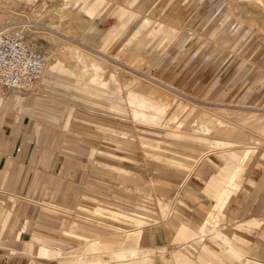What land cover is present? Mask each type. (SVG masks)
Instances as JSON below:
<instances>
[{
	"label": "crops",
	"instance_id": "obj_1",
	"mask_svg": "<svg viewBox=\"0 0 264 264\" xmlns=\"http://www.w3.org/2000/svg\"><path fill=\"white\" fill-rule=\"evenodd\" d=\"M133 1L139 7L143 0ZM176 1L172 0L165 11ZM148 2L145 0L140 8L142 12ZM227 89L231 91L230 87ZM21 95L9 94L0 102V264H59L51 256L55 250L76 249L81 238L91 239L92 233H96L88 210L128 218L136 213L153 215L154 220L142 227L138 246L150 251L153 259H164L168 264H264V182H261L264 170L257 166L264 165V150L240 173L237 190L226 197L218 212L215 209L219 199L240 164L237 157L213 153L201 159L190 172L158 161L165 170L121 160L130 157L106 149L100 152L101 144L93 137L103 139L114 151L132 153L134 139L125 130L98 121L95 130L84 131L87 135L75 128L71 131L74 136L67 138L64 130L70 131L68 122L61 128L57 125L58 114L48 112L51 113L48 115L43 110L47 104L44 96ZM223 96L220 92L215 97ZM26 107L27 112L22 114ZM114 163H120L113 169L126 181L119 182L117 174L108 168ZM170 168L188 173L187 180ZM159 177L179 183L181 194L166 197L172 185L155 179L151 187L160 197L156 199L159 212H154L148 205L153 200L151 196L136 202L134 183H144L140 178L151 183ZM253 180L259 184L255 186L259 188L256 192ZM85 200L108 204L87 205ZM116 200L127 211L113 207ZM213 213H216L215 226L207 224ZM221 218H226V227L231 232L220 223Z\"/></svg>",
	"mask_w": 264,
	"mask_h": 264
},
{
	"label": "bare ground",
	"instance_id": "obj_2",
	"mask_svg": "<svg viewBox=\"0 0 264 264\" xmlns=\"http://www.w3.org/2000/svg\"><path fill=\"white\" fill-rule=\"evenodd\" d=\"M9 1L8 3L0 2V31L24 26V28L26 27L28 29L27 36L33 46L39 52L43 50L46 53V56L44 57L45 63L43 75L35 85L39 84V86H48V79L55 78L54 74H56V76L69 79V83L83 87L89 92L90 94L86 95L74 92L73 97L78 99L84 107H87V109L89 108V110L97 115L105 117H122L125 121V117L130 110L131 114L129 115H131V120L134 123L145 127L143 132H147L148 136L161 138L159 137V134H163V140H159L161 143L160 146H152L146 141L144 145L147 149V156L170 167L190 172L201 159L210 154L219 152L231 154L240 160L233 181L224 192L221 199H219L218 206L215 209L219 212L226 197L237 190L238 183L236 182V179L257 154L259 148H256L255 145L262 147V145L260 146V144H262L261 140L244 135L237 128L231 127L222 122L214 114H207L206 111L202 109L198 110L191 105V107L183 105L184 102H179L177 100L179 99V96L175 93L172 94L169 91L162 90L159 86L151 84V82H149L150 84L148 83V85H143L133 76L122 78L117 77V72L115 73V71L110 69L112 65L110 66L109 64L108 66V59L105 58H108V56L105 55V51H110L108 49L109 45H112V43L116 41L113 46L110 45L109 47L110 49H113L111 50V54L115 58L121 59L122 61H120L122 63L124 61V64L126 63L129 67H137L138 65H141V63L146 62L147 57H145L144 54H148L149 56V52L155 51L156 53V51H159L155 49L158 45L161 44V46H158L157 48L162 47L161 49H164L170 43L173 44L172 41L179 36V31L173 26L159 21L160 15L165 12L167 6L172 0H160L146 15L132 10L130 7L131 4L125 6L119 4L120 2L116 3L106 17H114L117 20V25H115L110 31L101 34L98 33L101 31H98L97 26L99 22L102 23V21L97 20L96 16L102 13L104 7L106 8V4L108 3L107 0H49L55 14L40 13L34 18H26L20 15V10L17 9V5H20V2L17 4L19 0ZM238 1L245 3V5L250 7L255 14H253L255 17H251L254 19H249L248 21L245 20L246 22H244L243 25H246L250 30L255 29L260 33L264 31V0ZM131 2L132 1H130V3ZM233 2H235V0L232 1V3ZM226 6L229 8L228 4H226ZM252 11L250 12L252 13ZM150 13H153L155 16L151 17L149 15ZM15 15H19V18H16ZM55 17L58 19L62 18L61 21L63 19L66 20L67 18L69 30L72 29L74 32H70L64 27L63 24H66V22L63 23V21L61 22L63 24L59 23L58 26H55L57 24L54 22L47 23V28L49 30L57 32L55 29H59L60 35L68 39H71L69 37L71 33H74L75 35L77 34V38L81 40V42L83 41L84 46L85 42L93 43L94 47L90 48L91 46L89 45L87 48L90 50L93 49L95 53L101 55H96L92 52H88L87 49L86 51L82 47H77L69 41H66V39L59 38L61 36L56 37V34L53 35V33H48V37L45 35L47 37L46 40L49 39L53 46H51L52 44L48 41L46 45H42V41L39 42L42 39L39 41L36 39L37 35L32 33L35 28L30 25L34 24L37 21V18L53 19ZM224 18L225 19H222L218 27H216L215 31L211 34L212 37H215L220 29L226 25L228 21L226 19H230V15H227ZM258 18L263 20L262 25L257 21ZM18 20L19 22H15ZM124 25H128L129 28H126ZM97 33L99 35H96ZM43 36L41 35V38ZM31 40H34L38 45L34 44ZM81 42L77 43L82 45ZM183 47L184 46H182V49ZM180 52L181 49L177 55H179ZM158 56L159 53L151 55L150 61L156 64ZM69 58L73 60L71 63L68 62ZM159 58H161V56ZM160 78L161 77L151 79L170 90L176 91V93L181 92L176 90V87L174 88L175 85L173 83H168ZM56 80L59 82L57 78ZM136 87L143 88L144 91L140 92ZM125 92L126 96H124ZM15 93L19 94L20 91H15ZM11 94H13V92ZM91 94L93 95L91 96ZM2 99L3 98L0 97V102H2ZM225 111L227 112V110ZM228 114L230 115L229 112ZM129 115H127V117ZM127 120H129V118ZM252 121H254V118L251 117L250 122ZM245 122H247V118ZM259 122L261 123L260 120L257 123ZM254 125H256V123ZM255 127L258 129L257 126ZM124 129L127 128L124 126ZM159 129H162L163 131L159 132ZM246 161L248 164H245V166L244 163ZM87 212L93 216L91 217L93 218L91 221L96 226L94 227L96 233H92L93 237L91 239L81 238L80 244L76 249H70L66 252H63L61 249H57L54 252L52 250L53 253L51 256L56 259V261L58 260L59 264H128L131 262L136 264H168L164 259H153L150 255V251L141 250L138 246L141 230L143 229L142 227L154 220L152 217L153 215L146 214V216H142L141 214L136 213L133 214V218H128L101 210H88ZM215 214L216 213L212 214L211 219L207 221V224L215 226ZM162 216H165V213H162ZM128 226H131L132 229ZM51 256L50 258H52Z\"/></svg>",
	"mask_w": 264,
	"mask_h": 264
},
{
	"label": "rangeland",
	"instance_id": "obj_3",
	"mask_svg": "<svg viewBox=\"0 0 264 264\" xmlns=\"http://www.w3.org/2000/svg\"><path fill=\"white\" fill-rule=\"evenodd\" d=\"M8 1L9 0H0V2L2 3H8ZM110 1L111 2L107 0L108 3L106 4V8L104 7L102 13L96 16L97 20L102 21V23L99 22L97 26L98 31H101L98 32L99 34L110 31L111 29L114 28L115 25H117V20L114 17L112 16L106 17V15L114 8V5H116V3L120 2L119 4H123L125 6L131 4L130 7L132 10L138 13L141 12V14L146 15L151 11L150 10L148 12L147 11L148 8L157 0H149L150 3L148 2L149 4L143 10V12L141 11L140 8H142L143 4H145V0L140 2L139 7H136V5L133 3V0H131L132 1L131 3L129 0H110ZM232 1L234 0H177L169 9H167L168 10L167 12L165 11L166 13L165 12L162 13L159 17V21H161V23L173 26L179 31V36L172 41L173 44L170 43L169 45L166 46L167 48L165 47L164 49H161L162 47L157 48L158 46L159 47L161 46V44L158 45L155 49L161 52L156 51L155 53V51H152L149 52V56L148 54H144V56L147 57L146 62H144L145 64L141 63V65H138L137 67L136 66L129 67L126 63L124 64V61L122 63L121 59L115 58L111 54L112 52L111 50L113 49L109 48L111 44L108 47L110 51L108 52L105 51V55L108 56V58L107 57L105 58L108 59L107 60L108 66L110 64V66L112 65L111 67H115V68L110 67V69L115 71V73L117 72L116 73L117 77L122 78V77L133 76L143 85H148V83L151 82V84L159 86L162 90L169 91L172 94L175 93L177 96H179L178 97L179 99L177 100L179 102L182 101V103L184 102L183 105H187L188 107L193 106L198 110L202 109L206 111L207 114H212V115L214 114L222 122L226 123L231 127L237 128L244 135L261 140L262 144H260V146L262 145V147L255 145L256 148H259L256 157H260V153H262L264 150V138H263L264 137V31L260 33L255 29L250 30L246 25H243V23L246 22L245 20L248 21L249 19L250 20L254 19L251 18V17H255L254 11H252L250 7H247L245 3H243L242 1L235 0V2H233L234 4L232 3ZM19 2L20 5H17V9L20 10L19 11L21 13L20 15L26 18H34L35 16H38L40 13L55 14V11H53L51 7L52 4L49 2V0H19L17 4H19ZM226 4L229 5V8L226 6ZM230 10L233 11L234 14ZM250 11H252V13ZM231 14L234 16V18ZM149 15L151 17L155 16L153 15V13H150ZM227 15H230V19L229 18L226 19L228 20L226 25L224 24L225 26L220 29L219 33L215 37H212L211 34L213 33V31H215L216 27H218L222 19H225L224 17H226ZM15 17L19 18V15H15ZM56 18L57 17L53 19L47 18L48 20L46 18L43 19L37 18V21L34 24L30 25L35 28V30H33L32 33L37 35V36L35 35L36 39L38 41L42 39L39 41V42L42 41L41 42L43 43L42 45H46L47 41L51 43L49 39L46 40V38L48 37L47 36L48 33L51 34L53 33V35L56 34V37L61 36L59 29H55L57 30L56 32L49 30L47 28L49 22L56 23L57 25L55 26H58L59 23L63 24L66 22V24L63 25L69 30L66 17H64L66 18V20L65 19L62 20L63 23H61L62 18L59 19ZM257 21L262 25L263 20L261 18H258ZM15 22H19V20ZM20 25H29V24H20ZM124 26H126V28H129L128 25H124ZM25 29L27 30L28 33V29L26 27ZM69 31L71 32L72 29ZM98 33L96 35H99ZM43 34L44 36L46 35L47 37L46 36L44 37ZM72 34L74 33H71L69 35L71 39L64 38L63 36L59 38L66 39V41H69L70 43L76 45L77 47L79 46L80 48L82 47L85 50L87 49L88 52H92L96 55H101L95 53L93 49L90 50L89 48H87L89 45L91 46L90 48L94 47L93 43L91 44V42L90 43L85 42V46H84L83 41L81 42V40L77 38L78 35L74 34L75 35L74 36ZM41 35L43 36L42 38ZM76 40L77 42H81L82 45L78 44ZM31 41L34 42V40ZM115 43L116 41L112 43L111 46H113V44ZM34 44L38 45L36 42H34ZM51 46H53V44ZM182 46H184L183 49ZM180 49L181 52L179 53V55H177ZM41 53L43 57L46 56L45 55L46 53L43 50L41 51ZM157 53H159V56L157 57L158 61L155 64L152 61H150V57L151 55H155ZM160 56L161 58H159ZM72 61L73 60L69 58L68 62L71 63ZM54 77L55 78H51L52 80L48 79L49 82L47 84L48 86L46 87L39 86V84H37L38 86L33 85L28 89L29 91H27V94L24 91H20V94H22V96L24 97H30V98H31L30 94H39L44 96V99L47 101V104H44V107L42 108L43 110L46 111L48 115L51 113L58 114L60 118L57 121V125L61 128L65 127L68 121L67 128H69L70 131L64 130V135L66 134L67 138L74 136L71 133V131L76 130L75 128H80L81 134L87 135L85 134L84 131L95 130V126L99 124L97 123L98 121H101V123L103 125L105 124L106 126L112 125L115 127V129L120 131L123 130L125 126V128L127 129L124 130L128 134H130L131 137L134 139L133 142L134 151L132 153H124V152L119 153V151H114L113 147L107 145L103 139L98 137H93L97 139V142L99 144H101L99 145L100 146L99 151L103 153L105 152L104 149H106L108 152L118 154L121 157H130L125 159L123 158L121 160H127L130 162H134V161L142 162V164H145L147 166L156 165L155 167H158L161 170H165V168L162 167L160 163H157L155 159L147 156V152H146L147 149L146 146L144 145L146 142H148L152 146H160L161 143L159 140H163L162 137L163 134L162 135L159 134V137L161 138L148 136L147 132H143V129H145V127L138 125L137 123H134L131 120V115H129L131 114L130 110L127 113V115L129 116L127 117L126 115L125 117L126 118L125 121L124 118L122 117H109V116L105 117L102 115L95 114L94 112L89 110V108L87 109V107H84L78 99L73 97L74 92H78L85 95L90 94L89 92H87L83 87L69 83L70 80L65 77L56 76V74H54ZM157 77H161L160 78L161 80L166 81L168 83L169 82L173 83L175 85L174 88L176 87L175 89L181 92L176 93V91L170 90L167 87H164L162 84H158L152 80ZM56 78L59 80V82H57ZM139 87H136L138 91L139 90L140 92L144 91L143 88H139ZM228 87L231 88L230 92H228L227 89ZM220 92L224 93V96L222 98L217 99V97L215 96H217L218 93L220 94ZM11 93L6 94L5 96ZM92 95L93 94H91V96ZM124 96H126V92L124 93ZM219 109L222 110L220 111ZM225 110H227V112ZM26 112H27V107L22 111V114ZM228 112L230 113V115L228 114ZM233 114H235L236 116ZM248 115L254 118V121L250 122L251 117ZM128 118L129 120H127ZM246 118L248 123L245 122ZM258 119L261 121L262 124L260 122L257 123L259 121ZM255 123L256 125H254ZM255 126H257L258 129H256ZM158 131L162 132L163 130L159 129ZM107 151L106 153H108ZM218 155L219 154H217V156ZM108 157H113V156L108 155ZM98 164L100 166H106L101 163ZM245 164H248V162L246 161L244 165ZM118 165H120V163H114L112 165H109L108 168H110L112 171H114L117 174L118 177L117 180L122 183L126 180L121 179L117 171L113 169V167ZM138 165L139 164H136V166ZM121 166L124 167V165ZM257 166H261L264 170V165L257 164ZM128 168L132 169L131 167H127V169ZM170 169L175 170L176 173H178V175H181L182 178L185 177L186 179V176L188 175V173H184L181 171L178 172L174 168H170ZM130 175L135 176L131 171H130ZM155 179H163V178L160 177L154 178L151 180L152 181L151 183L140 178L139 180L144 183H141L140 185L134 183V187H135L134 190L136 193L135 196L136 197L138 196L136 202L144 201V199L147 196H151L153 200L150 202L148 201V205H150L153 208L154 212H159V207L157 206L156 199L157 197H160V195L156 193L151 187ZM163 180L169 182L172 185L166 197L170 198L176 193H178L179 195L181 194L180 193L181 188L178 187L179 183H172L167 179H163ZM261 182H264V175L261 179ZM257 185L259 184H257L254 181V186H253L254 189L255 186ZM258 189L259 188L255 189L254 192H256ZM182 199L183 198H181V200ZM118 201L117 200L115 201L116 205H114L113 207L126 210L122 208L124 204L122 202L120 204L119 203L120 201L119 202ZM85 202H87V205L90 204L99 205L98 203L100 202H101L100 204L103 203L104 206L105 204H108L107 202L102 200L100 201L98 200V202L97 201L91 202L85 200ZM109 204L112 205V203ZM133 205L130 204V206ZM220 220H221L220 223L223 226H226L225 224L226 218H221ZM72 222H74V220H72ZM235 226L237 227V224ZM128 227L130 228L131 226ZM204 229L205 230L209 229V227H205ZM226 231L231 232L230 230L227 229V227H226ZM170 250L171 247L169 246L168 252H170ZM186 250L188 249L186 248ZM189 252H191L192 255L197 256V254L193 253V251L190 250Z\"/></svg>",
	"mask_w": 264,
	"mask_h": 264
},
{
	"label": "built area",
	"instance_id": "obj_4",
	"mask_svg": "<svg viewBox=\"0 0 264 264\" xmlns=\"http://www.w3.org/2000/svg\"><path fill=\"white\" fill-rule=\"evenodd\" d=\"M44 63L42 53L29 41L25 28L1 30L0 97L15 91H29L41 79Z\"/></svg>",
	"mask_w": 264,
	"mask_h": 264
}]
</instances>
